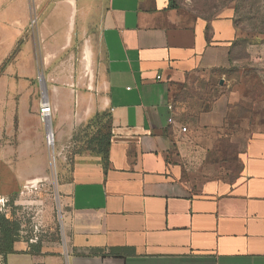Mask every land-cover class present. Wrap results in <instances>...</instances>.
Segmentation results:
<instances>
[{"label": "crops", "instance_id": "1", "mask_svg": "<svg viewBox=\"0 0 264 264\" xmlns=\"http://www.w3.org/2000/svg\"><path fill=\"white\" fill-rule=\"evenodd\" d=\"M60 9L67 40L80 21L78 38L89 37L86 59L99 61L100 78L90 95L53 86L55 146L64 154L78 126L107 111L109 161L75 152L58 184L66 249L20 250L6 264H264V136L248 140L236 179L203 177L191 150L197 130L178 101L192 74L229 66L238 38L232 15L206 19L170 0H64ZM31 136L37 153L44 136ZM9 174L0 193L11 188ZM47 175L21 174L32 183Z\"/></svg>", "mask_w": 264, "mask_h": 264}, {"label": "rangeland", "instance_id": "2", "mask_svg": "<svg viewBox=\"0 0 264 264\" xmlns=\"http://www.w3.org/2000/svg\"><path fill=\"white\" fill-rule=\"evenodd\" d=\"M63 2L0 0V177L11 175L9 191L7 184L1 188L0 212L21 223L19 250L37 242L50 253L66 249L68 208L60 201L58 184L68 179L73 154L93 147V139L109 126L108 112H97L78 126L64 154L57 152L54 138L48 142V123L38 110L44 96L54 85L90 95L98 91L100 78L99 61L91 55L88 65L86 59V46L92 50L89 37L78 38L80 21L69 40L63 33L58 18ZM174 2L202 17L232 15L238 28L229 66L192 74L178 96L187 122L197 130L191 147L202 160L197 174L236 179L248 140L264 136V0ZM42 76L48 84L45 93ZM50 125L54 134L52 121ZM31 134L44 136L42 146L34 142L37 153L32 152ZM10 164L17 172L15 182ZM34 169H46L47 177L32 183L35 178L21 176Z\"/></svg>", "mask_w": 264, "mask_h": 264}, {"label": "trees", "instance_id": "3", "mask_svg": "<svg viewBox=\"0 0 264 264\" xmlns=\"http://www.w3.org/2000/svg\"><path fill=\"white\" fill-rule=\"evenodd\" d=\"M170 7L178 6L175 4L174 0H170ZM204 18L209 19L207 17ZM106 115L109 118V126L107 132L103 133V131H100L98 136L92 141L94 143V146L86 147V149H90L102 154V159L104 161L105 167H107L108 165L109 149L111 144L110 114L106 113ZM20 231L21 223L19 220L9 217L5 212H0V255H2L5 264L6 257L9 253L20 251L17 249ZM41 248L42 246L40 242L29 243V249H27L26 251L38 253L41 251Z\"/></svg>", "mask_w": 264, "mask_h": 264}, {"label": "built area", "instance_id": "4", "mask_svg": "<svg viewBox=\"0 0 264 264\" xmlns=\"http://www.w3.org/2000/svg\"><path fill=\"white\" fill-rule=\"evenodd\" d=\"M39 113L40 117L44 122L51 121L52 120V115H53V107L51 105V102L49 98L47 97L46 99L43 98L40 102V107H39ZM182 131H187L186 127H182Z\"/></svg>", "mask_w": 264, "mask_h": 264}, {"label": "water", "instance_id": "5", "mask_svg": "<svg viewBox=\"0 0 264 264\" xmlns=\"http://www.w3.org/2000/svg\"><path fill=\"white\" fill-rule=\"evenodd\" d=\"M40 81H41L42 89H45L46 92H47V84H46V80H45V78L43 76L41 77ZM50 128L52 129V126ZM47 132H48V139H49V141L52 142L53 141V134H52V132L50 133L48 124H47Z\"/></svg>", "mask_w": 264, "mask_h": 264}, {"label": "bare ground", "instance_id": "6", "mask_svg": "<svg viewBox=\"0 0 264 264\" xmlns=\"http://www.w3.org/2000/svg\"><path fill=\"white\" fill-rule=\"evenodd\" d=\"M44 98L46 99V98H47V96H44ZM47 123H48V125L50 126V120H49V121H47ZM49 129H51V128L49 127Z\"/></svg>", "mask_w": 264, "mask_h": 264}]
</instances>
